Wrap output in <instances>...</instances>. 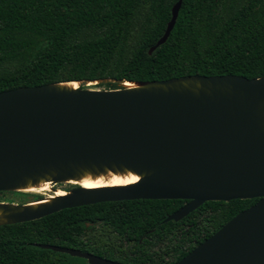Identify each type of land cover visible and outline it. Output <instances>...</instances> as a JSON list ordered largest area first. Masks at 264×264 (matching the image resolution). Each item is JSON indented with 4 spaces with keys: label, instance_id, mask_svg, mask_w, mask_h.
<instances>
[{
    "label": "water",
    "instance_id": "water-1",
    "mask_svg": "<svg viewBox=\"0 0 264 264\" xmlns=\"http://www.w3.org/2000/svg\"><path fill=\"white\" fill-rule=\"evenodd\" d=\"M181 4L172 5L149 53L167 40ZM86 81L115 80L76 82ZM118 82L123 87L71 89L57 82L0 91V191L106 169L139 176L121 186L76 184L37 206L0 201V225L134 199L187 200L164 220L178 221L207 201L257 198L174 264H264V75ZM35 245L91 264H118L65 247Z\"/></svg>",
    "mask_w": 264,
    "mask_h": 264
},
{
    "label": "trees",
    "instance_id": "trees-1",
    "mask_svg": "<svg viewBox=\"0 0 264 264\" xmlns=\"http://www.w3.org/2000/svg\"><path fill=\"white\" fill-rule=\"evenodd\" d=\"M176 1L0 0V91L65 81L113 79L103 83L113 89L123 87L118 80L264 75V0H182L167 40L149 53ZM27 196L0 191V201ZM127 201L122 213L102 204L91 211L63 209L33 221L2 224L0 264H78V257L35 244L71 245L82 221L94 216L127 235L162 226L176 250L167 262L173 264L257 198L207 201L183 219L164 224L159 221L183 200Z\"/></svg>",
    "mask_w": 264,
    "mask_h": 264
},
{
    "label": "flooded vegetation",
    "instance_id": "flooded-vegetation-1",
    "mask_svg": "<svg viewBox=\"0 0 264 264\" xmlns=\"http://www.w3.org/2000/svg\"><path fill=\"white\" fill-rule=\"evenodd\" d=\"M75 186L76 185L71 186L69 190H71ZM185 203H187V200H183V204L181 206H183ZM102 204L113 205L115 213H122L125 212L123 207L129 205L130 202H128L127 200L103 201L65 209L78 208L79 211L81 209L83 211H91V206ZM97 210H94V212L97 213ZM176 210L177 208L168 215L172 214ZM165 218L161 219L159 223L164 224L169 221L177 222L175 220L164 221ZM82 222L84 223V226L80 229V232L74 233L72 235L71 241L73 243H70L71 245H68L67 242H64V244L48 245H55L77 250L96 257L113 261L118 264H167L168 261H171L173 259L174 254L176 253V250H174L172 246L173 244H171L167 239L165 230L162 226H159L157 231H155V228H151L146 230L143 234L136 236L135 234L127 235L126 233H121L120 228L116 227L114 224L106 225L102 221V218L99 216H94L93 218L83 220ZM174 242L176 245L177 226L174 231ZM55 252L64 253L72 257L80 258L81 260L77 261L78 264H91L84 257L74 256L67 252Z\"/></svg>",
    "mask_w": 264,
    "mask_h": 264
},
{
    "label": "bare ground",
    "instance_id": "bare-ground-1",
    "mask_svg": "<svg viewBox=\"0 0 264 264\" xmlns=\"http://www.w3.org/2000/svg\"><path fill=\"white\" fill-rule=\"evenodd\" d=\"M78 83V82H77ZM76 81L73 82H64L59 84V86L67 87V88H76ZM139 176L129 170H104L102 172H85L79 176L68 179V182L79 184L85 188H99V187H110V186H121L127 185L135 182ZM50 180L48 179H40L35 183L29 182L25 186L20 187L19 189L22 191L28 192H37L44 193L45 190H49ZM74 184V185H75ZM67 191H55L53 196H48L46 198H42L30 203L31 206H37L43 203H49L52 198L57 195L67 194ZM43 195V194H42ZM46 196V195H45ZM0 220H4L2 212L0 211Z\"/></svg>",
    "mask_w": 264,
    "mask_h": 264
},
{
    "label": "rangeland",
    "instance_id": "rangeland-1",
    "mask_svg": "<svg viewBox=\"0 0 264 264\" xmlns=\"http://www.w3.org/2000/svg\"><path fill=\"white\" fill-rule=\"evenodd\" d=\"M77 83V82H76ZM77 86L79 87H89V88H99V89H106L105 85L101 81H86L83 83H77ZM75 183L67 182V181H59V182H50L49 183V190H45L44 193L40 194L37 192H28L27 191H21L27 194V198L21 201L19 198L12 201L13 203H22L27 200H37L46 198L48 196H53L55 191H67L71 188V186H74ZM76 185V184H75ZM46 195V196H45ZM37 196V197H33ZM26 203V202H25Z\"/></svg>",
    "mask_w": 264,
    "mask_h": 264
}]
</instances>
